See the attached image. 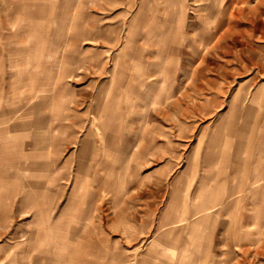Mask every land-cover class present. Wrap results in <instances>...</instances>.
Listing matches in <instances>:
<instances>
[{"label": "rangeland", "instance_id": "rangeland-1", "mask_svg": "<svg viewBox=\"0 0 264 264\" xmlns=\"http://www.w3.org/2000/svg\"><path fill=\"white\" fill-rule=\"evenodd\" d=\"M263 118L264 0H0V264H264Z\"/></svg>", "mask_w": 264, "mask_h": 264}, {"label": "crops", "instance_id": "crops-1", "mask_svg": "<svg viewBox=\"0 0 264 264\" xmlns=\"http://www.w3.org/2000/svg\"><path fill=\"white\" fill-rule=\"evenodd\" d=\"M239 115H242V113L240 112V114H239V111H236L235 110V113L232 116V119H233L232 120V123H231V125H229L227 127V131L229 132V136H232L234 134L236 137H242V133H240V132L246 131L248 129V126H247L248 119L245 122L246 125L245 124H243V125L242 124H239L238 123L239 122V120H238ZM252 121H253V119H251V122ZM263 121H264V118H263ZM203 201H205V199Z\"/></svg>", "mask_w": 264, "mask_h": 264}]
</instances>
